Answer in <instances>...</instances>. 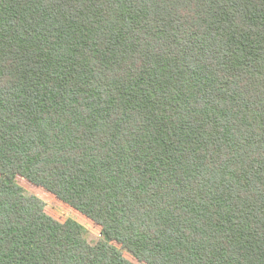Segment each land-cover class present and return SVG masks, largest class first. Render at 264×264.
I'll return each instance as SVG.
<instances>
[{
	"label": "trees",
	"instance_id": "trees-1",
	"mask_svg": "<svg viewBox=\"0 0 264 264\" xmlns=\"http://www.w3.org/2000/svg\"><path fill=\"white\" fill-rule=\"evenodd\" d=\"M123 251L264 264V0H0V264Z\"/></svg>",
	"mask_w": 264,
	"mask_h": 264
},
{
	"label": "rangeland",
	"instance_id": "rangeland-1",
	"mask_svg": "<svg viewBox=\"0 0 264 264\" xmlns=\"http://www.w3.org/2000/svg\"><path fill=\"white\" fill-rule=\"evenodd\" d=\"M17 183L27 196H36L44 204V212L52 219L62 223L66 220H74L81 226V233L84 240L94 246L102 239L101 230L98 225L85 218L70 206L64 204L45 190L36 187L26 180L17 177ZM124 257L133 264H138L129 253L123 251Z\"/></svg>",
	"mask_w": 264,
	"mask_h": 264
}]
</instances>
